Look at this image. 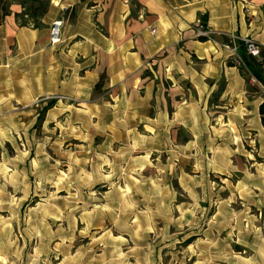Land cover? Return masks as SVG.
<instances>
[{
  "label": "rangeland",
  "instance_id": "obj_1",
  "mask_svg": "<svg viewBox=\"0 0 264 264\" xmlns=\"http://www.w3.org/2000/svg\"><path fill=\"white\" fill-rule=\"evenodd\" d=\"M105 93L0 126V264H264V202L227 203L218 141L154 132L157 103L117 114Z\"/></svg>",
  "mask_w": 264,
  "mask_h": 264
},
{
  "label": "crops",
  "instance_id": "obj_2",
  "mask_svg": "<svg viewBox=\"0 0 264 264\" xmlns=\"http://www.w3.org/2000/svg\"><path fill=\"white\" fill-rule=\"evenodd\" d=\"M137 2L138 9L129 0H59L39 29L20 27L14 18L20 7H13L0 25V126L38 98L94 107L93 88L105 74L103 91L114 113L143 116L154 102V132L167 126L185 132V145L207 135L217 140L224 154L216 173L228 187L227 203L258 208L264 202V86L227 64L234 58L221 36L249 38L264 49V0ZM56 20L63 26L52 46ZM196 24L208 32L206 41Z\"/></svg>",
  "mask_w": 264,
  "mask_h": 264
},
{
  "label": "trees",
  "instance_id": "obj_3",
  "mask_svg": "<svg viewBox=\"0 0 264 264\" xmlns=\"http://www.w3.org/2000/svg\"><path fill=\"white\" fill-rule=\"evenodd\" d=\"M51 0H0V25L4 22L5 18L11 15L10 6L18 5L20 12L14 14V18L20 27H28L32 29H39L42 27V19L48 13ZM85 0H80L84 2ZM131 7L138 9L140 7L137 0H129ZM74 11V9L72 10ZM132 15V14H131ZM72 17V16H71ZM204 24V21H202ZM204 29V26H202ZM214 39V37L210 36ZM199 40L206 41L207 37H199ZM221 42L224 45L232 46L233 43L236 46V54L241 61L240 65H237L235 61H229V66H237L241 75L247 80L249 77H253L262 86H264V49H260L259 57H252L247 54L245 44L241 40L231 41L226 36H221ZM106 85V76L101 74L98 82L95 84L93 90L96 94L103 92ZM55 104V100H50L43 108H41L38 116L40 122L45 113L51 109ZM259 115L261 117V125L264 127V103L259 106Z\"/></svg>",
  "mask_w": 264,
  "mask_h": 264
},
{
  "label": "built area",
  "instance_id": "obj_4",
  "mask_svg": "<svg viewBox=\"0 0 264 264\" xmlns=\"http://www.w3.org/2000/svg\"><path fill=\"white\" fill-rule=\"evenodd\" d=\"M62 26H63L62 21L56 20V21L52 22V24L50 26V30H49V42L52 46L60 43ZM196 29H197V35L198 36L204 37V36L208 35V32H206V30H204L200 24H196ZM150 32L152 35H155V32H156L155 27H152L150 29ZM242 42L245 44L246 52L248 55H250L252 57H256V58L259 57V52H260L259 47L252 40L246 38ZM226 48L231 50L232 57L234 58L235 63L237 65H240L241 61L237 57L235 47L232 46V48H229V46H226ZM252 81L255 82V79L252 78Z\"/></svg>",
  "mask_w": 264,
  "mask_h": 264
}]
</instances>
